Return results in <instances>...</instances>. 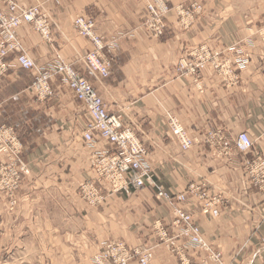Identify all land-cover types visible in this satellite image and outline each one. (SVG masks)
I'll use <instances>...</instances> for the list:
<instances>
[{"label": "crops", "instance_id": "obj_1", "mask_svg": "<svg viewBox=\"0 0 264 264\" xmlns=\"http://www.w3.org/2000/svg\"><path fill=\"white\" fill-rule=\"evenodd\" d=\"M17 1L25 7L37 3ZM165 1L174 9L160 39L144 29L145 3L135 0L48 1L45 12L51 17L52 43L30 25L16 30L37 64H52L60 56L89 80L109 113L122 115L134 128L148 150L151 180L131 196L105 191L101 205L89 206L80 197V185L97 180L93 154H112L113 145L96 134L95 145L88 147L85 105L59 77L52 82L53 99L39 102L30 88L34 73L19 68L13 55L9 60L14 67L0 79V126L17 133L23 146L20 160L28 173L14 198L0 192L3 253L35 257L33 264H94L103 242L121 241L134 252L152 247L158 241L155 224L164 225L169 234L177 232L173 207L156 198L155 186L178 195L190 184L205 181L222 197L220 215L203 214L202 202L192 196L180 207L193 215L206 241L221 255L220 264H264V194L244 168L246 159L264 157V46L257 34L264 26V0ZM194 4L202 11L184 29L176 8L190 9ZM0 8L5 9L2 0ZM78 17L95 22L104 57L112 61L110 75L101 81L80 59L94 46L76 31ZM202 46L225 60L234 59L227 49L236 46L249 55V66L227 82L207 69L200 90L192 77L177 74L176 66ZM169 116L195 139L192 149L182 151L171 136ZM217 131L223 132L224 140L206 143ZM244 132L254 143L248 155L235 146ZM7 158L1 155L0 164ZM205 257L189 247L180 258L159 246L150 264H216L204 263ZM130 264H139V255Z\"/></svg>", "mask_w": 264, "mask_h": 264}, {"label": "built area", "instance_id": "obj_2", "mask_svg": "<svg viewBox=\"0 0 264 264\" xmlns=\"http://www.w3.org/2000/svg\"><path fill=\"white\" fill-rule=\"evenodd\" d=\"M51 0H37L35 6L25 7L17 0H2L5 9L0 8V79L4 78L14 67L9 60L14 55L15 64L34 73L31 91L39 102H48L53 99L55 91L53 79L59 77L62 85L68 86L74 93L75 99L83 103L89 115V122L84 129V140L88 147L96 143V134L107 140L114 147L112 154L95 152L92 157V168L96 174V181H86L80 185V197L92 207L99 206L105 200V191L111 194H124L131 196L142 189L151 180V168L148 164V150L131 125H127L122 115L108 112L102 97L94 89L89 80L78 72L72 65L65 63L60 56L49 65H39L29 57L16 30L23 25H30L43 40L53 42L52 22L50 15L45 12V3ZM145 3L143 27L154 39H160L166 32V17L172 8L165 0H136ZM181 17V25L189 29L194 16L202 11L200 5L194 4L190 9L176 8ZM185 17V19H183ZM188 19V20H187ZM74 26L79 35L88 38L94 50L84 54L80 59L90 75L101 81L110 75L112 61L103 56L105 49L103 39L96 32L94 21L78 17ZM264 46V26L257 32ZM227 53L234 54V59L225 60L220 53H212L202 46L193 50L188 56L180 59L176 66L177 74L190 76L201 90V75L207 69H212L226 82L236 79V71L248 68L249 55L236 46L227 49ZM169 131L178 142L182 151H188L195 146V139L182 126L178 119L169 116ZM216 140L223 141L222 131L210 133L206 143L212 145ZM236 149L242 155H248L254 143L248 133L239 135ZM23 146L14 129L5 125L0 126V156L8 158L7 163L0 164V189L9 198H14L22 185L23 175L28 169L20 160ZM244 168L255 186L264 194V157L256 155L246 159ZM155 196L160 201H166L173 207L175 221L174 234H169L161 223L154 225L153 230L157 236V243L152 247L132 251L121 241H108L100 244L98 253L93 258L94 264H130L137 254L139 264H150L154 257V250L165 246L178 257L183 258L189 247L199 249L206 253L204 263L210 261L220 264L221 255L210 245L202 234L199 224L192 214L180 207L187 201L188 196L197 198L202 202L201 212L216 218L220 215L219 207L222 197L213 193L207 182L192 183L185 193L173 194L161 186H155ZM14 203V201H13ZM181 242L182 244H178Z\"/></svg>", "mask_w": 264, "mask_h": 264}, {"label": "rangeland", "instance_id": "obj_3", "mask_svg": "<svg viewBox=\"0 0 264 264\" xmlns=\"http://www.w3.org/2000/svg\"><path fill=\"white\" fill-rule=\"evenodd\" d=\"M103 56H104V51H103ZM0 192H3V191L0 189ZM3 193L6 194L5 192H3ZM34 259H35V257H25V256H16V255L11 256V255H9L8 251L3 253L0 250V264H33L30 261H32Z\"/></svg>", "mask_w": 264, "mask_h": 264}]
</instances>
